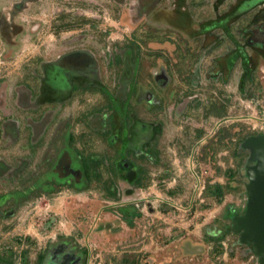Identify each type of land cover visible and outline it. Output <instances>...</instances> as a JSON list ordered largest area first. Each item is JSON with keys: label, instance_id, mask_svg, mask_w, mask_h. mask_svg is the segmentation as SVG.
Wrapping results in <instances>:
<instances>
[{"label": "rangeland", "instance_id": "374dc122", "mask_svg": "<svg viewBox=\"0 0 264 264\" xmlns=\"http://www.w3.org/2000/svg\"><path fill=\"white\" fill-rule=\"evenodd\" d=\"M17 21L21 30H0V264H35L63 236L85 250L83 264H260L233 229L249 200L242 144L264 133V50L249 32L231 30L233 42L224 30H176L115 0H42ZM130 44L139 52L131 83ZM75 47L96 56L97 86L35 111L14 104L16 83L37 92L32 76ZM67 144L79 163L101 162L90 180L44 193L43 176ZM138 172L145 186L123 178Z\"/></svg>", "mask_w": 264, "mask_h": 264}, {"label": "flooded vegetation", "instance_id": "af4514ba", "mask_svg": "<svg viewBox=\"0 0 264 264\" xmlns=\"http://www.w3.org/2000/svg\"><path fill=\"white\" fill-rule=\"evenodd\" d=\"M40 1L42 0H6L5 3L0 0V30H21V24L17 21V17L30 9L31 5ZM62 1L70 2L71 0ZM115 1L119 3L131 1L136 17L148 18L150 23L163 19L176 30H203V33H207L206 30H224L233 42L237 41L231 30H247L249 44L264 50V0ZM224 3L228 4V9L221 13V5ZM127 48L125 56L128 60L125 61L126 73L123 80L131 83L135 82L132 77L135 71L132 69L130 58L131 56L135 58V66H137L138 58L136 59V57L139 52L135 51L132 44ZM239 51L245 58L247 51L242 47H239ZM236 54L237 52L234 51L227 56V72L234 69L237 61ZM245 65L247 68V62ZM98 71V60L91 50L85 47L72 48L61 54L59 58L45 64L42 75L32 76L39 80L37 92L29 80H20L21 83H16L15 92L18 93L19 100H14V104L23 109L35 111L43 104L44 99L61 102V100L69 98L78 88L87 89V87L97 86ZM222 72L225 73V71ZM164 79H168L167 74L164 75ZM12 108H10V113H12ZM12 123L13 119L10 118V125H13ZM83 157L79 163L73 149L67 144L61 150L49 173L43 176L44 182L41 187L44 189V193L57 191L64 186L61 184L65 182L66 185L83 183L85 179ZM62 242H67L68 246L62 253H58L57 246ZM84 257L85 255L76 246L71 245L68 240H57L46 264H83Z\"/></svg>", "mask_w": 264, "mask_h": 264}, {"label": "water", "instance_id": "95a60500", "mask_svg": "<svg viewBox=\"0 0 264 264\" xmlns=\"http://www.w3.org/2000/svg\"><path fill=\"white\" fill-rule=\"evenodd\" d=\"M243 147L250 150L246 184L249 200L246 212L234 217L233 229L240 241L249 243L260 253L264 264V133L248 136Z\"/></svg>", "mask_w": 264, "mask_h": 264}, {"label": "trees", "instance_id": "16d2710c", "mask_svg": "<svg viewBox=\"0 0 264 264\" xmlns=\"http://www.w3.org/2000/svg\"><path fill=\"white\" fill-rule=\"evenodd\" d=\"M248 136H245V139ZM101 161H99L98 159L92 158V157H83V169H84V173H85V177H87L89 180L92 177V173L95 171L96 165L99 164ZM125 169V168H124ZM142 171V170H141ZM140 171V172H141ZM123 178L129 180L130 182H132L133 184H136L137 186L141 187V186H145L147 184V182H145L144 176L143 174L138 172V175L135 173H131V174H123ZM214 190L211 191V195H215V197L220 201L222 200V198L225 195V191L223 189V186L221 184H216L214 186ZM109 195L113 198H118L119 197V189L118 187H115L113 189L109 190ZM119 210L120 212L126 217H133V214H136L137 209L134 206H119ZM210 239L212 240L213 238L210 237ZM60 241L62 240H68L70 243L73 239H71L69 236H63L60 237L59 239ZM77 247V249L82 252L85 255V250L78 247L75 244H71ZM54 246V245H53ZM52 246V247H53ZM66 246H68L67 242H62L60 244H58L56 251L58 253H62L65 249ZM52 249V248H51ZM51 249L49 248V250H45L42 251L38 257L37 260L35 262V264H46L47 260L49 258V255L51 253Z\"/></svg>", "mask_w": 264, "mask_h": 264}, {"label": "built area", "instance_id": "2783aa9c", "mask_svg": "<svg viewBox=\"0 0 264 264\" xmlns=\"http://www.w3.org/2000/svg\"><path fill=\"white\" fill-rule=\"evenodd\" d=\"M261 127L264 128V125H261ZM66 223H68V222H67V221H66V222H63V223H62V226L66 227ZM69 228H70V227H68L67 229H69ZM64 232L68 234V233H70V230H69V231H66V230H65Z\"/></svg>", "mask_w": 264, "mask_h": 264}, {"label": "crops", "instance_id": "0c3cea01", "mask_svg": "<svg viewBox=\"0 0 264 264\" xmlns=\"http://www.w3.org/2000/svg\"><path fill=\"white\" fill-rule=\"evenodd\" d=\"M3 1H5V3H6V0H3Z\"/></svg>", "mask_w": 264, "mask_h": 264}]
</instances>
